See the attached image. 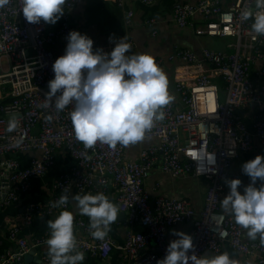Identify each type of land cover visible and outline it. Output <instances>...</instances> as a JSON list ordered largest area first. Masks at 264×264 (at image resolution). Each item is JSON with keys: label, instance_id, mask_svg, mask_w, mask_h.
I'll list each match as a JSON object with an SVG mask.
<instances>
[{"label": "built area", "instance_id": "2783aa9c", "mask_svg": "<svg viewBox=\"0 0 264 264\" xmlns=\"http://www.w3.org/2000/svg\"><path fill=\"white\" fill-rule=\"evenodd\" d=\"M113 1L121 7L124 0ZM136 1L151 6L157 0ZM76 4L77 0H67L65 14L50 27L43 21L27 22L22 0H9L0 7V216L30 193L35 180L46 177L59 153L72 162L70 170L62 171L50 184V201L26 205L6 221L4 240L14 248L0 251V264H24L30 253L34 264H50L46 244L50 230L29 234L34 223L55 219L69 210V203L53 207L65 188L71 199L88 193L108 196L110 186L120 214H125L123 223H115L126 227L117 247L122 264H157L166 255L168 231L182 224L190 225L188 234L198 256L221 254L227 244L241 257L264 264V244L249 240L246 229L221 207L228 187L225 178H239L232 171L234 162L257 143L264 145V36L252 30L251 19L241 18L246 8L255 9V0H197L174 5L172 22L178 28L190 27L198 37L230 39L231 43L224 50L203 47L200 57L188 49H176L166 59L184 66L175 70L176 96L162 108L165 119L145 134L143 140L155 144L141 149L134 160L126 158V146L120 144L110 147L97 142L85 148L73 131L70 113L74 102L62 111L42 107L48 82L54 78L52 65L65 52L70 13ZM132 18L133 13L127 11L126 29L132 26ZM155 25L154 20L145 22L154 35ZM92 39L94 50L110 52ZM129 43L132 54L134 44ZM162 62L156 60L159 67ZM193 66L198 70L196 76L187 80L186 70ZM5 67L8 72L1 73ZM216 79L225 85L222 96ZM248 112L249 123L245 121ZM230 151L235 155H229ZM34 152L39 156L31 157L25 167L12 158ZM157 167L170 179H204L202 209L196 212L183 196L151 200L144 183ZM91 231L89 217L74 215L77 249L85 260L106 264L114 249L111 231L104 240L94 239Z\"/></svg>", "mask_w": 264, "mask_h": 264}, {"label": "clouds", "instance_id": "9594fccd", "mask_svg": "<svg viewBox=\"0 0 264 264\" xmlns=\"http://www.w3.org/2000/svg\"><path fill=\"white\" fill-rule=\"evenodd\" d=\"M8 2L0 0V7ZM22 3L21 11L27 22L55 24L65 14L67 0H22ZM241 18L251 19L252 30L264 36V0H255V9L246 8ZM66 40L64 54L52 65L54 78L48 82L49 91L42 107L54 106L62 111L74 102L70 113L73 131L85 148L97 142L110 147L136 144L156 122L165 119L162 108L173 97L168 91L167 76L152 55L130 54L132 46L125 36L118 40L109 37L114 43L110 52L102 48L94 50L93 39L78 30L70 31ZM229 155L235 152L230 151ZM242 171L251 183L241 192L239 178H225L229 193L221 200V207L247 230L251 240L259 236L264 244V155L246 161ZM257 180L261 181L259 187ZM68 193L69 188H65L53 207L67 205ZM71 199L76 202L79 214L89 217L92 237L104 240L118 219V207L103 192L76 194ZM47 228L50 264H83L85 254L77 249L73 213L61 211L55 219L48 220ZM172 235L177 238L170 241L165 257L157 264H238L227 252L213 257L198 256L193 251L190 234L172 230Z\"/></svg>", "mask_w": 264, "mask_h": 264}, {"label": "crops", "instance_id": "0c3cea01", "mask_svg": "<svg viewBox=\"0 0 264 264\" xmlns=\"http://www.w3.org/2000/svg\"><path fill=\"white\" fill-rule=\"evenodd\" d=\"M197 0H157L151 6H145L136 0H124L121 7L113 0H77L76 7L70 13V28L78 30L82 34H87L90 38H94L103 47H108L111 51L114 43L109 41L112 36L116 40L126 37V42L134 44V52L132 54L147 53L152 55L156 60H162L160 68L164 71L168 79L169 94L175 98V70L184 68L183 64L179 61L169 62L166 59L176 49H188L199 56L200 50L205 47L211 50H224L231 43L230 39H218L198 37L193 28H178L172 22V9L178 3H195ZM127 11L133 13L132 26L126 29L124 27V17ZM154 20L156 34L153 30L145 26V22ZM198 21V19H197ZM198 27V22H195L194 28ZM60 51V49H59ZM58 53V50L55 51ZM204 69L208 66L201 64ZM197 69L195 66L186 70V78L192 79L196 76ZM249 112L245 117L247 123L249 120ZM155 144L154 140H142L136 144L126 146V158L130 160L136 159L141 149L147 148ZM257 155H264V145L256 144L252 151L247 154H241L234 162L232 171L238 175L242 181L240 190L251 183L250 177L243 173L242 165ZM31 157L33 155L30 154ZM30 156L16 154L12 156L21 167H25ZM30 157V158H29ZM70 160L63 153L57 155L55 166L49 171L45 178L35 180L32 184L30 193L18 204L11 206L5 210L0 216V251L5 249H13L14 245L4 240L5 223L10 218L21 213L23 208L29 204H43L49 196V186L57 178L58 174L67 170L70 165ZM261 181L257 180L256 187H259ZM207 182L202 178L185 177L179 179H170L164 176L160 169L157 167L151 173L144 183V189L149 195L151 200L158 196H183L188 199L194 210L199 212L202 209ZM229 193V187L225 189L223 198ZM108 197L116 205L115 192L110 186ZM73 215H80L76 202L72 199L69 200V210ZM88 217L86 215H81ZM48 219L38 220L29 230V234H39L42 230L47 228ZM124 217L118 213L116 222L123 223ZM114 222L110 232V237L114 245L106 264H122L121 253L117 250L124 239L126 227L124 224L117 226ZM172 230L190 232L189 224L178 225L168 231V242L177 238L172 235ZM136 232L140 228L135 229ZM247 236V230H246ZM247 238L251 240L248 236ZM255 241H260L259 236ZM227 252L230 258L238 261V264H258L256 259L245 258L238 255L227 244L222 247V253ZM208 257H213L212 254H205ZM35 258L33 259V261ZM34 264V263H33ZM83 264H103L87 258Z\"/></svg>", "mask_w": 264, "mask_h": 264}, {"label": "trees", "instance_id": "16d2710c", "mask_svg": "<svg viewBox=\"0 0 264 264\" xmlns=\"http://www.w3.org/2000/svg\"><path fill=\"white\" fill-rule=\"evenodd\" d=\"M215 83L218 85V87H219V94H220V96H222V94L224 93V89H225V85H224V83H223V81L221 80V79H216L215 80ZM221 98V97H220ZM26 156H30V154H25ZM31 155H33V156H39L37 153H33V154H31ZM31 157V156H30ZM29 157V158H30ZM68 160H70L69 158H68ZM70 162V165H69V167L67 168V170H70V168H71V166H72V162H71V160L69 161ZM61 173V172H60ZM59 173V174H60ZM58 174V175H59ZM49 197H50V195L48 196V198L46 199V200H49ZM50 201V200H49ZM112 252V251H111Z\"/></svg>", "mask_w": 264, "mask_h": 264}, {"label": "water", "instance_id": "95a60500", "mask_svg": "<svg viewBox=\"0 0 264 264\" xmlns=\"http://www.w3.org/2000/svg\"><path fill=\"white\" fill-rule=\"evenodd\" d=\"M46 26L50 27L51 24H46ZM120 215L125 218L124 213H121ZM32 263H33V257H32V254L30 253L24 257V264H32Z\"/></svg>", "mask_w": 264, "mask_h": 264}, {"label": "rangeland", "instance_id": "374dc122", "mask_svg": "<svg viewBox=\"0 0 264 264\" xmlns=\"http://www.w3.org/2000/svg\"><path fill=\"white\" fill-rule=\"evenodd\" d=\"M8 70H9L8 67H5V68H3V71L1 73H3V72L6 73V72H8ZM168 197H174V196H168Z\"/></svg>", "mask_w": 264, "mask_h": 264}]
</instances>
